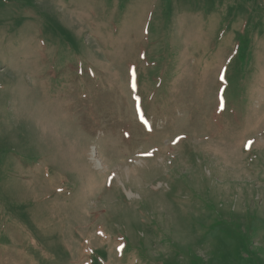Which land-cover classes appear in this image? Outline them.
<instances>
[{
	"label": "rangeland",
	"instance_id": "1",
	"mask_svg": "<svg viewBox=\"0 0 264 264\" xmlns=\"http://www.w3.org/2000/svg\"><path fill=\"white\" fill-rule=\"evenodd\" d=\"M0 264H264V0H0Z\"/></svg>",
	"mask_w": 264,
	"mask_h": 264
},
{
	"label": "snow or ice",
	"instance_id": "2",
	"mask_svg": "<svg viewBox=\"0 0 264 264\" xmlns=\"http://www.w3.org/2000/svg\"><path fill=\"white\" fill-rule=\"evenodd\" d=\"M146 155H151V153H147Z\"/></svg>",
	"mask_w": 264,
	"mask_h": 264
}]
</instances>
